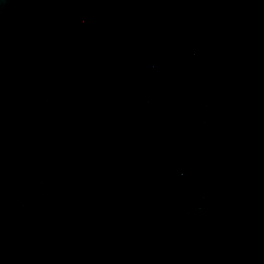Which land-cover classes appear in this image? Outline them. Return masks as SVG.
Here are the masks:
<instances>
[{"label": "water", "instance_id": "water-1", "mask_svg": "<svg viewBox=\"0 0 264 264\" xmlns=\"http://www.w3.org/2000/svg\"><path fill=\"white\" fill-rule=\"evenodd\" d=\"M0 264H264V0H0Z\"/></svg>", "mask_w": 264, "mask_h": 264}]
</instances>
